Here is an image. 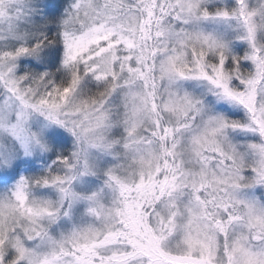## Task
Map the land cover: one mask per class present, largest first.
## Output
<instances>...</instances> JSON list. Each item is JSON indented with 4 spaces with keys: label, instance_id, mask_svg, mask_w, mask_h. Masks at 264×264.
<instances>
[{
    "label": "snow or ice",
    "instance_id": "obj_1",
    "mask_svg": "<svg viewBox=\"0 0 264 264\" xmlns=\"http://www.w3.org/2000/svg\"><path fill=\"white\" fill-rule=\"evenodd\" d=\"M0 132V264H264V0H0Z\"/></svg>",
    "mask_w": 264,
    "mask_h": 264
},
{
    "label": "clouds",
    "instance_id": "obj_2",
    "mask_svg": "<svg viewBox=\"0 0 264 264\" xmlns=\"http://www.w3.org/2000/svg\"><path fill=\"white\" fill-rule=\"evenodd\" d=\"M63 135H64V143H63V147L61 150L72 152V151L77 150L80 147V145L76 143L75 138L71 136L69 133L64 132ZM0 144H3L7 147L12 146L11 140L7 137L5 133H2V132H0Z\"/></svg>",
    "mask_w": 264,
    "mask_h": 264
}]
</instances>
